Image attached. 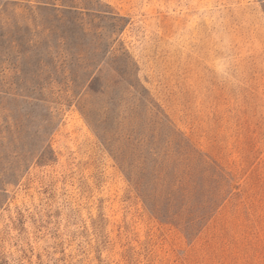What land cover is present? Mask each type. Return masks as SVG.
Listing matches in <instances>:
<instances>
[{
  "label": "rangeland",
  "instance_id": "1",
  "mask_svg": "<svg viewBox=\"0 0 264 264\" xmlns=\"http://www.w3.org/2000/svg\"><path fill=\"white\" fill-rule=\"evenodd\" d=\"M42 1L0 0V264H264V0Z\"/></svg>",
  "mask_w": 264,
  "mask_h": 264
},
{
  "label": "trees",
  "instance_id": "2",
  "mask_svg": "<svg viewBox=\"0 0 264 264\" xmlns=\"http://www.w3.org/2000/svg\"><path fill=\"white\" fill-rule=\"evenodd\" d=\"M39 5H38V9H41V8H44L46 5H47V3H46V1H42V0H39ZM65 6H70V7H72V5H68V4H64ZM215 162V161H214ZM222 178L225 180V178H224V176L222 175Z\"/></svg>",
  "mask_w": 264,
  "mask_h": 264
}]
</instances>
